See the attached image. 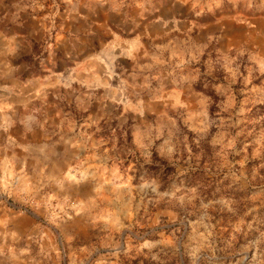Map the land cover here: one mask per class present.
<instances>
[{"label": "rangeland", "instance_id": "1", "mask_svg": "<svg viewBox=\"0 0 264 264\" xmlns=\"http://www.w3.org/2000/svg\"><path fill=\"white\" fill-rule=\"evenodd\" d=\"M0 264H264V0H0Z\"/></svg>", "mask_w": 264, "mask_h": 264}, {"label": "crops", "instance_id": "2", "mask_svg": "<svg viewBox=\"0 0 264 264\" xmlns=\"http://www.w3.org/2000/svg\"><path fill=\"white\" fill-rule=\"evenodd\" d=\"M7 60H9V59H7ZM10 61V60H9ZM11 62V61H10ZM109 64H110V67H108L109 66ZM117 65V62H115V61H106V65L105 64H103L102 63V65H100V67L99 68H103V72L102 73H100V75L101 76H103V78H105L104 77V73L106 74V75H108V73H109V71L110 70H112V66L114 67V70L116 69V66ZM82 68L84 69V72H85V75H86V77H87V79H90V82L92 81V79H94V77L98 74V71H97V68H95L92 64H91V62H89V64H88V66H85V65H82ZM115 73L117 74V71L115 70ZM115 82V81H114ZM94 83H96L95 81H92L90 84H94Z\"/></svg>", "mask_w": 264, "mask_h": 264}]
</instances>
